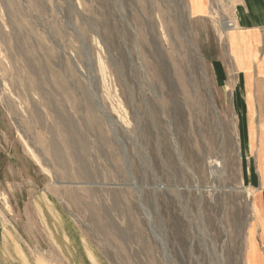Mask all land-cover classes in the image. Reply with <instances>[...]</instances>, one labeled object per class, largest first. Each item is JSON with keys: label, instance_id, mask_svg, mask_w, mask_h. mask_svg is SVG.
Wrapping results in <instances>:
<instances>
[{"label": "rangeland", "instance_id": "obj_1", "mask_svg": "<svg viewBox=\"0 0 264 264\" xmlns=\"http://www.w3.org/2000/svg\"><path fill=\"white\" fill-rule=\"evenodd\" d=\"M193 2L0 0V264H264L232 22Z\"/></svg>", "mask_w": 264, "mask_h": 264}, {"label": "crops", "instance_id": "obj_2", "mask_svg": "<svg viewBox=\"0 0 264 264\" xmlns=\"http://www.w3.org/2000/svg\"><path fill=\"white\" fill-rule=\"evenodd\" d=\"M193 1L197 13L207 12L208 0ZM215 1L232 22L227 24V28L231 27L227 38L233 74H242L239 86L233 90L234 102L239 110L243 107L244 128H251L253 121L256 122V132L248 130V141L254 156L253 190L260 223L259 246L264 254V0H213V4ZM213 61L220 66L221 74H225L223 60Z\"/></svg>", "mask_w": 264, "mask_h": 264}]
</instances>
